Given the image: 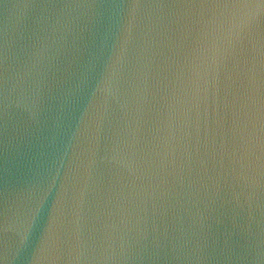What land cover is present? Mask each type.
I'll use <instances>...</instances> for the list:
<instances>
[{
	"label": "water",
	"instance_id": "1",
	"mask_svg": "<svg viewBox=\"0 0 264 264\" xmlns=\"http://www.w3.org/2000/svg\"><path fill=\"white\" fill-rule=\"evenodd\" d=\"M0 264H264V0H0Z\"/></svg>",
	"mask_w": 264,
	"mask_h": 264
}]
</instances>
